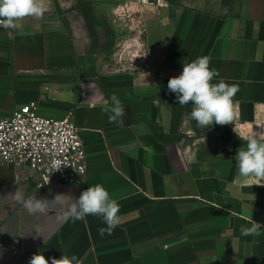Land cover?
<instances>
[{"label":"crops","instance_id":"0c3cea01","mask_svg":"<svg viewBox=\"0 0 264 264\" xmlns=\"http://www.w3.org/2000/svg\"><path fill=\"white\" fill-rule=\"evenodd\" d=\"M45 4L43 18L26 19L14 38L0 28V119L35 101L43 118L72 114L87 175L39 191L26 169L0 167V264H30L38 253L49 264L62 255L82 264H264V228L240 231L251 219L264 225V185H256L264 181L240 177L235 161L245 137L264 127V0ZM126 8L139 24L131 42L146 67L107 74L123 38L114 14ZM200 56L219 72L213 83L239 88L233 123L198 127L191 102L179 105L167 88ZM113 94L125 114L110 123L103 108ZM96 184L119 204L111 235L99 234L101 216L65 221L66 209L51 207L29 214L13 196L20 189L38 199L79 198Z\"/></svg>","mask_w":264,"mask_h":264},{"label":"clouds","instance_id":"9594fccd","mask_svg":"<svg viewBox=\"0 0 264 264\" xmlns=\"http://www.w3.org/2000/svg\"><path fill=\"white\" fill-rule=\"evenodd\" d=\"M46 11L45 0H0V28L9 30L8 36L12 39L14 32L23 27L26 19L41 20ZM210 59L209 56H200L191 62H184L182 73L171 77L167 84L168 90L176 95L179 105H189L191 102L190 119L204 129L210 128L214 123L221 126L233 123V98L239 91L237 85H230L224 80L213 83L219 72L210 68ZM110 101V104H105L103 111L109 114V122L115 123L124 116L125 111L115 94L110 97ZM260 127L262 130L259 133L253 131L245 137L246 146L240 147L235 156L239 176L245 179L254 178L258 182L264 181V127ZM53 167L55 171L59 170L62 167L61 162L55 161ZM13 196L29 214L45 213L51 207L66 209L61 217L65 221L84 220L89 215L101 216L106 225L99 229L101 236L105 233L111 235L120 224L119 204L101 184L88 187L79 198L58 194L51 200L38 199L36 196L25 197L20 189H17ZM249 223L250 227L241 226V235H253L264 228V225L252 219ZM39 231L37 229L36 234L41 236ZM30 264H49V261L38 253L32 256ZM51 264L82 262L75 255H62L59 259L52 258Z\"/></svg>","mask_w":264,"mask_h":264},{"label":"built area","instance_id":"2783aa9c","mask_svg":"<svg viewBox=\"0 0 264 264\" xmlns=\"http://www.w3.org/2000/svg\"><path fill=\"white\" fill-rule=\"evenodd\" d=\"M142 63L145 65L143 54ZM39 105L30 102L0 119V167L26 169L27 180L39 191L82 183L87 175V159L74 116L46 119L38 114ZM55 161L62 166L57 171Z\"/></svg>","mask_w":264,"mask_h":264},{"label":"rangeland","instance_id":"374dc122","mask_svg":"<svg viewBox=\"0 0 264 264\" xmlns=\"http://www.w3.org/2000/svg\"><path fill=\"white\" fill-rule=\"evenodd\" d=\"M127 14H129L128 8L124 10L123 14H114V20L118 21L123 38L111 54V59L107 66V74L137 72L141 66L145 67L144 63H142L141 48L135 49L131 42V37L139 31V24L135 18L128 17Z\"/></svg>","mask_w":264,"mask_h":264}]
</instances>
